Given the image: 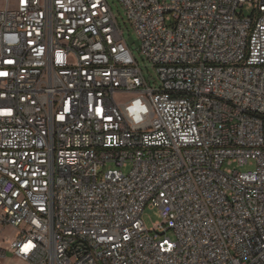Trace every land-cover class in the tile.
I'll list each match as a JSON object with an SVG mask.
<instances>
[{"label": "built area", "instance_id": "built-area-1", "mask_svg": "<svg viewBox=\"0 0 264 264\" xmlns=\"http://www.w3.org/2000/svg\"><path fill=\"white\" fill-rule=\"evenodd\" d=\"M11 1L0 229L18 235L0 260L264 264V0H120L159 87L108 0Z\"/></svg>", "mask_w": 264, "mask_h": 264}, {"label": "rangeland", "instance_id": "rangeland-1", "mask_svg": "<svg viewBox=\"0 0 264 264\" xmlns=\"http://www.w3.org/2000/svg\"><path fill=\"white\" fill-rule=\"evenodd\" d=\"M108 2L113 9V12L120 24L121 30L123 31V34L125 35L126 39H128L129 37H133L135 40H138V34L135 30V27L129 20L126 14V10L122 5V3L120 2V0H108ZM15 3H16L15 0L11 1V5H15ZM5 4H6V0H0V8L4 7ZM242 10L244 11L245 15H250L252 13V8L249 7L248 5H245V7ZM239 12H241V9H239ZM130 46L143 70L144 76L147 79V81L150 83L152 87H159L160 80L158 77V72L156 67L150 61H148L145 58V56L142 54L139 44L133 43L130 44ZM130 97H132V95H123V94L116 95V99L118 101L127 100ZM106 167L113 168L115 167V165L113 163H108ZM253 168H255L254 163L252 164L247 163L245 165H240L239 163L234 162L231 159L227 160L224 165L225 170L237 169L241 171H248ZM129 169L130 166L125 168V171L126 172L129 171ZM144 219L148 227L152 228L157 221H161L162 219L160 210L158 208H147L144 212ZM0 230H1L0 239L1 241H3L4 247L8 248L10 242L13 241V239H15L16 236L18 235L17 233L18 230L10 226H1ZM17 263H19V259L12 252L8 253L7 259L0 260V264H17Z\"/></svg>", "mask_w": 264, "mask_h": 264}, {"label": "water", "instance_id": "water-1", "mask_svg": "<svg viewBox=\"0 0 264 264\" xmlns=\"http://www.w3.org/2000/svg\"><path fill=\"white\" fill-rule=\"evenodd\" d=\"M127 40L129 42V44H133V43L138 44V40H135L133 37H129Z\"/></svg>", "mask_w": 264, "mask_h": 264}]
</instances>
